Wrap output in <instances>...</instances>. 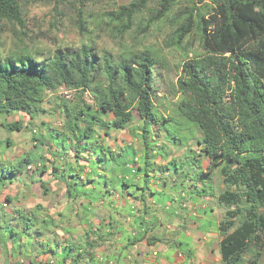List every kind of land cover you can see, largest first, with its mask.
Masks as SVG:
<instances>
[{
	"label": "trees",
	"instance_id": "trees-1",
	"mask_svg": "<svg viewBox=\"0 0 264 264\" xmlns=\"http://www.w3.org/2000/svg\"><path fill=\"white\" fill-rule=\"evenodd\" d=\"M150 1L135 0L118 7L109 13L110 20L121 24L120 32L124 34ZM180 1L186 7L181 17L172 22L176 28L169 45L183 50L184 41L193 31L197 32L200 45L197 53L183 55L175 83L178 101L173 113L183 119L191 132L197 131L201 136L196 155L206 159L202 175H211L220 168L225 189L217 196V202L226 209L218 226L220 264H260L264 255V0H211L210 4L203 0H160L144 28L162 21ZM84 2H77L75 14L80 35L87 34L81 8ZM6 24L18 27L22 48L0 57V117L22 113L34 119L44 110L45 93H56L61 87L72 92L71 101L56 97L55 111L63 117V132L52 131L64 143L59 144L52 157L60 160L70 150L77 162L86 153L84 160L91 171L82 180L81 166L76 170L60 160L62 166L52 163L50 168L54 178L65 186V199L74 203L81 197L92 206L107 198L108 208L115 209L129 187L121 170L138 177L141 167L134 160L137 153L132 144L121 151L108 144L111 132H129L140 145L144 159H149L154 147L163 149L158 145L161 135L170 139L168 128L175 119L158 114L154 102L155 67L163 66L165 60L148 49L111 53L81 44L75 50L57 48L51 58L38 61L24 47L26 22L19 0H0V30ZM1 127L19 132L23 123L10 121L1 123ZM47 130L51 131L49 127ZM43 139L33 134V140L38 141L34 149L43 145ZM9 145V140L0 141V147ZM34 149L12 164L0 163V191L13 184L29 164L39 174L47 171L44 157L34 156ZM128 150L133 152L132 159L127 158ZM152 155L165 157L158 152ZM98 168L107 176L97 175ZM88 185L90 189H86ZM132 186L144 190L139 184ZM39 187L42 195H47L46 183L40 181ZM87 190L91 197H87ZM100 192L103 197L99 198ZM4 199L12 202L10 195ZM40 210L41 206L36 205L31 212L8 215L0 204V243L16 244L27 238L36 245V256L48 254L60 260L58 264H118L119 256L113 260L106 254L107 238L113 233L107 217L106 222L94 224L90 219L94 212L85 208L84 245L66 244L58 250L40 242L46 230L55 226L51 219L40 216ZM11 219L16 220L14 225L9 224ZM147 233L145 230L142 235L133 236L155 244L158 240L146 238ZM21 248L18 246V250ZM19 252L28 255L27 251Z\"/></svg>",
	"mask_w": 264,
	"mask_h": 264
},
{
	"label": "rangeland",
	"instance_id": "rangeland-1",
	"mask_svg": "<svg viewBox=\"0 0 264 264\" xmlns=\"http://www.w3.org/2000/svg\"><path fill=\"white\" fill-rule=\"evenodd\" d=\"M78 1L19 0L23 18L26 22L23 42L27 53L36 60L41 61L51 58L57 48L75 50L81 44H90L100 52L103 50L111 53L123 51L139 52L148 49L158 53L161 59L165 60V63L163 66L159 64L155 67L157 95L154 102L158 114L166 118L170 116L175 120L168 128L170 139L168 137L164 139L163 135L158 139V145L161 144L163 149L154 147L153 150L149 151V159L141 158L142 151L138 155L136 163L141 167V170L138 171L140 185L151 183L152 187H149L150 189L148 190L150 193L151 189H153L151 191L153 192L151 201L159 207L161 216L167 219L174 211V208L168 211L164 207L167 203H171V198L174 199L173 201L179 198L181 193L185 195L186 199H189L196 196L195 194L200 190L199 193L202 196V189L203 193L208 194L209 198L213 195L215 197L222 192L225 187L223 189L221 187L220 168H217L211 175H202V172L206 171V162L203 160L204 157L196 155L197 143L201 139L200 134L197 131L191 132L183 119L177 113H173L174 105L178 101L175 83L180 76L183 55L188 54V56H191L193 53H197L200 45L196 31H193L186 38L183 50H177L169 45L172 32L176 28L172 22L174 19L181 17L186 7L185 3L180 1L178 5H175L166 14L162 21H156L149 29H145L147 19L153 17L160 2V0H151L147 5V9L135 17L132 28L121 34V24L111 21L109 13L116 11L118 7L130 5L135 0H85L81 8L87 24V34L80 35L75 27V14L79 8ZM203 3L210 4L211 0H203ZM19 40L18 27L10 24L4 25L0 30V57L13 55L14 52L21 50L22 46ZM72 95V92L63 87L58 89L56 93H45V99L42 104L45 112H42L41 116L37 117L35 122H33V129L40 126L39 122H44L58 132H63V117L55 111V101H57L56 97L71 101ZM86 98L90 101L88 96ZM17 120L24 123L26 119L20 120L19 114L0 117V141H10L9 146L0 147V163L15 162L22 158L26 154L29 144L33 142L31 138L32 130L30 128L27 130L24 125L19 131L20 133L8 131L1 127V123ZM35 135L39 139L44 138V143L51 142L56 149L60 147L59 144L62 145L64 143V140L58 139L53 132L48 133L47 136ZM109 143L115 149L121 148L119 147L120 145L131 143L136 153L138 150L140 151V145L130 137L127 131H112ZM43 148L45 151L47 150V146ZM30 151L28 150V152ZM156 152H158V155L165 157L158 158L153 156L152 153ZM128 155L131 158L133 152L128 150ZM46 157L54 160L51 156L47 155ZM31 170L25 171V176H29ZM28 181L26 178V180H22V184L16 182L13 185H8L7 188L0 191V200L4 201V196L6 195L16 194L11 206L19 205L20 203L24 208L33 207L35 201L40 202L41 198L35 194L37 188H33V192H31L29 188L25 187ZM47 189L49 191L63 192V188L51 186L50 182ZM38 190H40L39 187ZM53 202L55 203L56 200ZM65 202L66 200L60 196L58 203H55L54 206H62ZM101 205V203L95 205L97 210H101V213L94 218V224H97L98 219L103 214ZM172 205L174 207L175 202ZM260 264H264V255Z\"/></svg>",
	"mask_w": 264,
	"mask_h": 264
},
{
	"label": "crops",
	"instance_id": "crops-1",
	"mask_svg": "<svg viewBox=\"0 0 264 264\" xmlns=\"http://www.w3.org/2000/svg\"><path fill=\"white\" fill-rule=\"evenodd\" d=\"M43 112H45V110H43ZM41 114L42 112L38 113L34 119H30L28 115L19 113L20 120L26 119L23 125L27 130L29 128L32 130L31 138L33 142L30 143L31 145L29 144L26 153H28V150L32 151L34 146L38 144V141L33 140V134L47 136L48 133L53 132L52 130H56L44 122H39L40 126L33 129V122H35L37 117L41 116ZM42 123L45 124V126L42 125ZM47 127H49L51 131H48ZM53 133L55 134V132ZM43 140L41 141L43 142ZM110 140L111 138L108 140L109 145ZM105 142L107 143V139ZM126 145H131V143L123 144V146L120 145L119 147L121 148H119V150H126ZM45 146H47L46 151L43 148ZM138 151L134 159L136 161H138V155H140V151ZM57 152L58 149L54 148L51 142H43V145H39L38 149L34 152V156L39 155L44 157L43 163L45 166H48L47 171L39 174V172L34 169V165L29 164L13 182V184L16 182L22 184V180H26L27 178L29 181L25 187L29 188L31 192H33V188H37L35 194L41 198L40 202L35 201V204L31 208H24L20 203L19 205L16 204L15 206H11L13 198L16 196V194H11V203L6 202L4 199V201L0 200V204L2 212L8 215H12L13 212L16 211L31 212L36 205L41 206V210L39 211L40 216L43 219H51L55 226H51L46 230L45 238L44 240H40V242L44 244L49 243V245L45 244V246L47 245L52 249L57 247V249L60 250V248L64 247L66 244L84 245L86 241L85 232L87 231V226L83 221L85 208L94 212V215L90 216L93 222H95L94 218L97 217V214L100 215L101 210H97L95 206L97 203L90 206L87 204V201L81 197L76 199L74 203L65 199V186L62 182L54 178L50 168L52 163L62 166V160L65 164L76 170L79 169L77 166H81L84 168V173L81 176L83 180L86 174L91 171L90 165H87L84 160V158L87 157L86 153H82L77 162L74 161L70 150L66 152L67 155L65 157L60 159L61 161L59 159L52 160L46 157L47 155L52 157V153ZM129 156L130 155H127V158L132 159L133 156L131 155V158ZM203 160L206 162L205 158H203ZM12 163L14 162L5 164L9 165ZM159 163H161V161H159ZM30 169L32 170L29 176H25V171ZM121 172L125 174V179L129 187L125 188L117 207L112 210L108 208L106 205L107 198H103V200L100 201L103 214H101L97 223L102 220L105 221L107 217V223L111 222L113 227L112 235L107 238L106 254L108 258L115 260L117 259L116 256H119L118 264H132L130 261L133 263L135 262L134 264H220L218 250L220 235L218 226L220 221L224 218L226 210L217 202V196L221 192L215 197L213 195L209 198L207 193H203L201 196L199 193L200 190L195 194L196 196L189 199H186L185 195L181 193L179 198L175 201L171 198V203H167L164 207V209L168 211L174 208V211L167 219L161 216L159 207L151 201V195H153L151 191H153V189H151L150 193L148 191L150 189L149 187H152L151 183L148 182L147 184L140 185L139 176H130L126 170H121ZM101 174L107 176V173H104L101 168H98L97 175ZM95 179H97V177H95ZM40 181L45 182L46 186H48L50 182L51 186H57L60 189L63 188V192L60 193L58 191L48 190L47 195L44 196L39 187ZM135 184H139L140 188L142 187L144 190L141 191L137 189L138 187H133L132 185ZM145 186L146 188H144ZM38 187L40 190H38ZM221 187L222 189L224 188L223 183ZM86 189H90V186H86ZM88 193H90L89 190H87V194ZM97 195L99 198L103 197V193L101 192ZM60 196L66 200V205L62 203V206L55 207L54 204L58 203ZM87 197L91 196L88 194ZM141 198L144 200L143 203L140 200ZM51 199L52 201L50 202ZM55 200L56 202L54 203L53 201ZM174 202L175 205L172 207ZM14 223H16V220L11 219L9 224L14 225ZM145 230H148L146 238L154 237L158 240L155 244L149 245L145 239L137 240L135 238L136 236L142 235ZM133 234L136 236H133ZM32 243L33 241L27 238L22 239L20 242L18 241L16 244L10 241H7L6 244L0 243V264H29V262L34 264H58L60 260L52 258L48 254L40 253V255L36 256V245ZM18 246L22 247L19 250H21L23 254L27 251L28 255L25 254L22 256L18 250ZM66 264H68V262Z\"/></svg>",
	"mask_w": 264,
	"mask_h": 264
}]
</instances>
